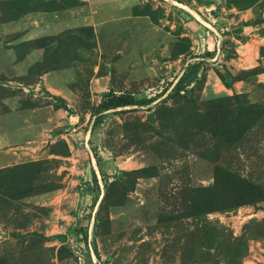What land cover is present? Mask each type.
I'll list each match as a JSON object with an SVG mask.
<instances>
[{"label": "rangeland", "instance_id": "rangeland-1", "mask_svg": "<svg viewBox=\"0 0 264 264\" xmlns=\"http://www.w3.org/2000/svg\"><path fill=\"white\" fill-rule=\"evenodd\" d=\"M0 264H264V0H0Z\"/></svg>", "mask_w": 264, "mask_h": 264}, {"label": "trees", "instance_id": "trees-1", "mask_svg": "<svg viewBox=\"0 0 264 264\" xmlns=\"http://www.w3.org/2000/svg\"><path fill=\"white\" fill-rule=\"evenodd\" d=\"M212 55L211 53L205 54L204 56L197 57L198 58H204L206 56ZM205 60H199L195 62H191L186 69L184 70L183 74L180 76V78L171 84V94H181L182 92H188L192 86L196 83H199L202 78V70L204 68ZM61 101L62 107L69 111V113H73L72 109L69 108V106L64 102L62 99L58 98ZM134 105V100L132 99V96L130 94H121L117 95L113 90H111L109 93H107L104 97L103 102L98 106L97 111H109L112 109H118L121 107H128ZM93 177L96 179V182L98 184V173L96 171L93 172ZM219 187L218 183L214 187H202L199 189V191L202 192L200 194V201L198 203L199 206H201L202 213H206L207 211H210L212 209H227L230 207H233V205H224L218 206L217 204L222 202L221 198L218 197L215 193H213L215 190H217ZM230 188V186L225 183L221 186V189L224 191H227ZM216 203V204H215ZM224 205V206H223ZM17 237H40L44 238L45 236L43 234L37 233V232H31L27 234H16ZM62 237V236H61ZM52 238V237H51ZM63 238V237H62Z\"/></svg>", "mask_w": 264, "mask_h": 264}, {"label": "water", "instance_id": "water-1", "mask_svg": "<svg viewBox=\"0 0 264 264\" xmlns=\"http://www.w3.org/2000/svg\"><path fill=\"white\" fill-rule=\"evenodd\" d=\"M4 237H7V235H6V234H4Z\"/></svg>", "mask_w": 264, "mask_h": 264}]
</instances>
